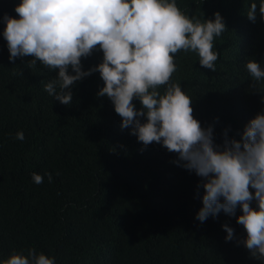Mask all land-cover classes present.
I'll return each instance as SVG.
<instances>
[{"label":"trees","instance_id":"1","mask_svg":"<svg viewBox=\"0 0 264 264\" xmlns=\"http://www.w3.org/2000/svg\"><path fill=\"white\" fill-rule=\"evenodd\" d=\"M19 2L0 0V259L34 247L57 264H264L238 243L246 238L239 207L235 216L196 218L201 178L174 163L176 153L156 142L145 148L131 126L121 128L111 100L96 95L104 84L99 72L77 82L64 105L44 89L55 71L39 61L30 68L32 56L9 60L2 18H18ZM251 2L178 0L200 18L219 11L227 26L215 40V71L197 54L178 52L172 77L202 126L214 127L218 144L225 129L240 139L237 132L264 111V82L255 83L245 67L249 59L264 64V20L247 18ZM102 58L94 51L82 65L87 70ZM19 130L23 141L15 139ZM33 172H51L53 180L45 175L35 184ZM224 224L234 229L231 241Z\"/></svg>","mask_w":264,"mask_h":264},{"label":"clouds","instance_id":"2","mask_svg":"<svg viewBox=\"0 0 264 264\" xmlns=\"http://www.w3.org/2000/svg\"><path fill=\"white\" fill-rule=\"evenodd\" d=\"M14 11L18 18L7 13L2 18L9 60L32 56L30 68L39 61L55 71L44 89L64 105L72 103L77 82L99 72L104 84L96 95L111 100L121 128L131 126L145 148L156 142L176 153L174 163L201 178L203 206L196 218L204 222L221 211L235 216L239 207L236 222L246 238L238 243L264 261V111L237 132L240 139L229 138L225 129L223 144H218L214 127L202 126L193 115L192 98L172 79L178 52L195 53L202 67L216 70L220 52L215 40L227 29L221 13L200 18L182 9L178 0H20ZM258 14L264 20V0H252L246 15L255 23ZM94 51H102V61L85 70L82 58ZM245 67L255 83L264 82L261 61L249 59ZM15 139H25L23 130ZM45 175L51 183V172H33V183H43ZM222 227L225 240H233L234 229ZM0 264L57 260L33 247L14 249Z\"/></svg>","mask_w":264,"mask_h":264}]
</instances>
